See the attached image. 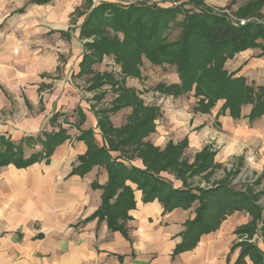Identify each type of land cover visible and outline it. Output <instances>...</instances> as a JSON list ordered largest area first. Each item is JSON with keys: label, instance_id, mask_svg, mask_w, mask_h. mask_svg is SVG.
Wrapping results in <instances>:
<instances>
[{"label": "crops", "instance_id": "obj_1", "mask_svg": "<svg viewBox=\"0 0 264 264\" xmlns=\"http://www.w3.org/2000/svg\"><path fill=\"white\" fill-rule=\"evenodd\" d=\"M38 1L42 0H0V31L11 17L26 15L30 6L51 7L46 19L50 28L33 48L25 43L30 38L21 40L17 35L0 34V137L18 145L46 132H59V124L54 126L51 120L60 115L58 122L60 119L69 121L68 128L62 127L68 138L48 161L42 160L28 168L14 165L0 168V264H236L241 250L238 248L230 255L233 246L248 238H240L236 231L252 221L245 211L232 214L217 231L202 236L194 250L179 255H174L175 248L182 242L187 224L194 220L199 206L196 202L188 210L179 208L164 214V206L157 199L144 203L143 193L136 185L128 183L135 192L136 207L125 223L127 234L112 231L108 222L94 218L101 209L104 194L94 185L103 188L110 178L107 168L99 165L83 176L72 175L80 166V159L88 154L87 145L79 140V135L92 131L97 145L103 146L97 113L112 108L120 92L110 108L101 109L86 100L85 95L91 89L79 85L92 77L82 72V62L87 54L84 46L94 40L93 37L86 39L82 34L90 12L86 1L52 0L42 4ZM91 1L95 7L100 2L127 5L143 0ZM170 1L171 6L165 8L173 7L175 2ZM204 1L213 10L233 8L238 13L248 3L258 0ZM7 11L11 12L7 14ZM258 14L264 19V7ZM262 53V49L239 53L225 64V70L262 87ZM144 59L142 63H145ZM123 76L127 81L128 78ZM224 103L219 101L205 115H193L188 125L183 122L172 125V132H184L177 138L169 137L165 123L159 127L156 121L155 132L145 142L150 141L163 151L170 142L177 145L187 139L188 148L182 158L191 165L198 154L209 148L214 153L215 168L189 179L193 187L208 189L228 180L234 188L236 178L244 171L249 181L238 190L253 186L258 189L257 193L263 194L264 116L251 123L252 106L248 105L242 108L241 119H235L229 110H223ZM123 110H129L127 118L133 112L129 107L118 113ZM77 111L84 115L85 123L81 127L78 126ZM118 113L110 117L116 129L128 123L126 118L124 124L116 125L113 119ZM27 148V156L39 149L37 146ZM188 152L191 158H185ZM132 163L144 168L139 159ZM221 171L224 177L218 176ZM162 176L170 179L177 188L183 184L167 172ZM197 179L202 180L200 184L195 181ZM260 204L264 207V196ZM251 242L264 251L262 236H254ZM246 261L254 264L249 258Z\"/></svg>", "mask_w": 264, "mask_h": 264}, {"label": "trees", "instance_id": "obj_2", "mask_svg": "<svg viewBox=\"0 0 264 264\" xmlns=\"http://www.w3.org/2000/svg\"><path fill=\"white\" fill-rule=\"evenodd\" d=\"M84 1L89 5L90 12L82 28L83 37L102 36L98 42L93 40L84 46L90 45L93 48L87 50L82 62V72L92 74L95 79L90 89L102 87L104 82L111 84L115 79L112 74L93 72V65L102 61L103 55L114 56L122 66V74L126 76H135L136 72V76L139 75L135 67L142 64V58H146L156 67L166 64L174 67L181 78V84L172 85L168 89L174 97L185 91H194L199 98L198 102L202 103L198 108L203 105L206 107L201 110L204 113L209 112L219 101H224L223 110H229L232 118L241 119L242 108L248 105L252 106L249 114L251 123L264 116V85L254 86L245 77L225 70L229 60L248 49H262L261 55L264 56L262 24L249 22L241 26L239 22L219 13L222 10L209 8L204 0H185L194 6L193 9H186L189 3L184 0H181L184 2L182 5L170 8L146 1L129 2L127 5L122 2H100V5L93 7L91 0ZM262 7L264 0L250 2L237 14L240 19L259 16ZM107 29L122 34L123 38L116 35L112 40ZM176 30L180 33L172 40ZM125 79L113 82L112 87L118 86L117 91L120 93L112 108L97 113L103 146L97 145L92 131L81 132L79 135V140L87 145L88 154L80 159L81 164L72 175L83 176L92 167L99 165L107 168L110 178L103 188L94 185V188L104 193L101 209L94 218L99 217L108 222L112 231L127 234L125 223L136 207L135 192L128 183L136 185L137 190L143 193L144 203L157 199L164 206V214L179 208L188 210L196 202L199 206L194 220L187 224L183 240L175 248L174 255H179L194 250L202 236L217 231L229 216L245 211L252 217V221L236 232L240 238H248L234 245L230 255L240 248L236 264H247L246 258L254 264H264V251L251 242L256 235L262 236L264 242V207L260 204L264 193H257L253 186L246 190H236L228 180L208 189L190 185L189 179L215 168L214 153L206 148L195 157L191 165L182 158L188 148L187 139L177 145L170 142L163 151L150 141L145 142L155 132L160 110L146 107L138 92L126 87ZM129 107L133 112L127 118L126 126L114 128L111 115ZM77 116L78 126L81 127L85 123L84 115L77 111ZM59 118L60 115L54 116L51 122L57 124ZM67 138L63 128L59 132H46L38 138L25 139L18 145L11 139L0 137V168L8 165L28 168L42 160L48 161ZM25 142H38L42 149L27 156ZM113 153L118 156L113 157ZM134 159L141 160L144 168L134 165ZM163 172L182 180V186L175 187L170 179L162 176Z\"/></svg>", "mask_w": 264, "mask_h": 264}, {"label": "rangeland", "instance_id": "obj_3", "mask_svg": "<svg viewBox=\"0 0 264 264\" xmlns=\"http://www.w3.org/2000/svg\"><path fill=\"white\" fill-rule=\"evenodd\" d=\"M95 1L98 2L99 0H95ZM143 1L157 5L159 4L162 7L171 6L170 0H143ZM175 1L177 2L178 0H173V2ZM186 1L184 0V2ZM176 2L173 3V5L180 6L184 3L181 0L177 3ZM195 6H197V4ZM193 7L194 6L190 5L189 3L186 9H193ZM50 9L51 7L37 8L34 6L32 7L30 6L26 15L24 16L16 15L13 16V18L11 17L7 21L5 26L1 29L0 34H2L3 36L17 35L21 40H29L30 38L31 40L25 41V43L28 45L30 44V46L33 48L34 45L40 43L41 39L45 37L43 33L50 28L46 20L50 16ZM216 10L219 11V9ZM222 11L225 12L224 14L228 16L230 19L233 18L234 20L232 19V21H235V19H240V15H238L233 8H229V9L226 8L223 9ZM10 12L11 11H7L5 13L8 14ZM223 12H219V13L223 14ZM180 18L182 19V16ZM249 19H252L253 24L255 25L262 24L264 26V19L261 16L254 15L249 17ZM106 31L110 35L112 40L116 37V35H118L119 38L121 39L123 38L122 34L113 33V31L110 29H107ZM179 33L180 31L176 30V32L174 33L171 39L174 40L179 35ZM29 34H33L35 37L29 36ZM101 38L102 36L99 35L97 36L94 35L93 37V39L97 42L101 40ZM85 48L86 50L93 49L92 47H90V45ZM102 57H103L102 61L96 62L93 65V70L95 71V73L112 74L113 77H115L113 82L122 81L124 74L122 75L121 73L122 72L121 64L116 62L115 57L112 55H103ZM143 61H145V63H142L141 65L135 67L139 75L136 76L137 72L135 76L125 75L128 78L126 81L128 88L136 90L139 93V97L143 100L145 104H149L154 108H159L160 117L158 118L156 124H158L159 127H161L162 124L165 123L166 129L170 133L169 137L177 138L178 136H182L184 134L183 131L172 132V130H170V127H172V125L176 123L178 124L179 122H183L184 125H188L189 120L192 119L191 117H193V115L207 114V112L204 113L201 111L206 108L205 105H203L201 108H198L199 105L202 103L198 102L199 98L195 96V93L192 91L190 92L185 91L183 92V94H181L178 97L177 96L174 97L172 95L173 92H171V90H169L168 87L175 84H179V85L181 84V78L179 74L176 73V69L174 67H171L167 64L164 66L156 67L151 63H149L148 61H146V58ZM91 76L92 77L89 78L88 82L86 83L81 82V84H79L83 89H88L91 88V86H94L93 84L95 82V79L92 74ZM113 82H111V84L104 82L102 87L93 88L89 91V93H87V95H85V97H88L86 100L91 104V106L101 109L111 107L112 101L116 98L117 93L120 92L117 91L119 90L118 86L112 87V85H114ZM93 96L96 98L92 99ZM129 113H130L129 110H123L120 113H118V115L113 119L116 125L124 124L127 121L126 118L129 115ZM208 120H212V119L209 118ZM214 121L216 120L214 119ZM58 124L60 127L58 126L57 129H62V127L68 128L69 121L66 123L62 119H60ZM215 127L216 129L220 130L219 126L215 125ZM52 128H49L48 130H51ZM28 143L25 142L24 144V147H26L27 150H28L27 147L29 146L39 147L38 151L42 149V146L38 144V142L36 143L32 142L30 144ZM29 153L31 152L29 151L28 154ZM190 156L192 155L188 152L185 158H191ZM218 176L224 177L223 171L219 172ZM195 181L197 182V184H200L202 180L197 179ZM248 181L249 178L245 176L243 171L242 174H240L236 178L234 182L235 184L234 188L241 189L246 185ZM257 190L258 189L256 188L255 191Z\"/></svg>", "mask_w": 264, "mask_h": 264}, {"label": "built area", "instance_id": "obj_4", "mask_svg": "<svg viewBox=\"0 0 264 264\" xmlns=\"http://www.w3.org/2000/svg\"><path fill=\"white\" fill-rule=\"evenodd\" d=\"M220 12H223V11H220ZM225 12H223V14H224ZM233 19V18H232ZM231 19V20H232ZM234 20V19H233ZM235 21L236 22H239V24L241 25V26H245L247 23H249V22H253L252 21V19H249V18H245V20L244 19H235ZM234 21V22H235Z\"/></svg>", "mask_w": 264, "mask_h": 264}]
</instances>
